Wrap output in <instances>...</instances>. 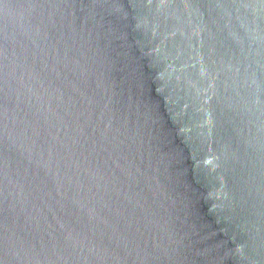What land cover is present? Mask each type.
Wrapping results in <instances>:
<instances>
[{"label": "water", "instance_id": "obj_1", "mask_svg": "<svg viewBox=\"0 0 264 264\" xmlns=\"http://www.w3.org/2000/svg\"><path fill=\"white\" fill-rule=\"evenodd\" d=\"M0 264H264V0H0Z\"/></svg>", "mask_w": 264, "mask_h": 264}]
</instances>
